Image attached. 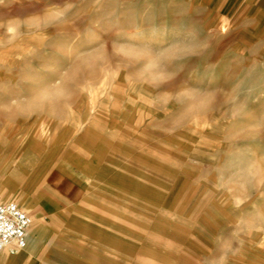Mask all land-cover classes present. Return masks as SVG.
Instances as JSON below:
<instances>
[{
  "label": "rangeland",
  "instance_id": "374dc122",
  "mask_svg": "<svg viewBox=\"0 0 264 264\" xmlns=\"http://www.w3.org/2000/svg\"><path fill=\"white\" fill-rule=\"evenodd\" d=\"M0 73V136L127 120L151 146L152 202L130 207L170 264H264L256 27L183 0H0Z\"/></svg>",
  "mask_w": 264,
  "mask_h": 264
},
{
  "label": "crops",
  "instance_id": "0c3cea01",
  "mask_svg": "<svg viewBox=\"0 0 264 264\" xmlns=\"http://www.w3.org/2000/svg\"><path fill=\"white\" fill-rule=\"evenodd\" d=\"M183 1L256 27L264 57V0ZM126 122L118 128L110 123L103 133H65L59 140L37 131L27 137L15 128L1 132L0 198L16 197L34 223L26 245L1 252L0 264H170L165 247L154 244L151 228L137 226L136 208L130 207L151 204L152 186L137 171L158 167L149 157L151 146ZM121 203L134 210L122 214Z\"/></svg>",
  "mask_w": 264,
  "mask_h": 264
},
{
  "label": "built area",
  "instance_id": "2783aa9c",
  "mask_svg": "<svg viewBox=\"0 0 264 264\" xmlns=\"http://www.w3.org/2000/svg\"><path fill=\"white\" fill-rule=\"evenodd\" d=\"M34 220L15 201H0V253L8 250L12 244L16 249L26 245V239Z\"/></svg>",
  "mask_w": 264,
  "mask_h": 264
}]
</instances>
